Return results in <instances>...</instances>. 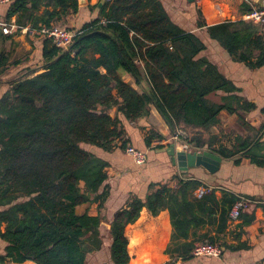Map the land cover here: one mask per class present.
Wrapping results in <instances>:
<instances>
[{"label":"trees","instance_id":"trees-1","mask_svg":"<svg viewBox=\"0 0 264 264\" xmlns=\"http://www.w3.org/2000/svg\"><path fill=\"white\" fill-rule=\"evenodd\" d=\"M95 7L99 17L81 26L66 50L43 40L41 70L25 68L0 91V241L5 244L0 264H86L88 255L102 249L100 211L110 188L105 185L108 164L98 150L110 151L116 141L125 149L122 122L144 119L151 108L171 135L183 131L182 141L192 149L235 164L246 157L264 168L261 146L226 148L213 132L220 112L235 110L211 100L232 89L200 56L205 41L174 24L160 0H105ZM78 9V0H11L3 22L14 17L19 28L49 27ZM197 26L230 54L240 49L237 38L244 41V22L206 26L197 21ZM11 37L0 30V80L22 63L5 49ZM163 140L151 129L145 147ZM158 185L149 184L144 199L130 197L113 215L107 230L112 264L129 263L125 228L142 209L152 216L169 213L173 232L165 254L177 258L167 264L193 258L197 243L224 247L218 237L236 196L225 193L217 200L210 189L196 198L200 183L190 179L174 188ZM93 203L97 216L77 213ZM206 224H217L216 236L188 241L191 230Z\"/></svg>","mask_w":264,"mask_h":264},{"label":"crops","instance_id":"crops-1","mask_svg":"<svg viewBox=\"0 0 264 264\" xmlns=\"http://www.w3.org/2000/svg\"><path fill=\"white\" fill-rule=\"evenodd\" d=\"M78 2L77 12L59 20L57 25L77 32L81 26L99 17L98 8L95 6H98L100 0L90 2L78 0ZM160 2L174 24L184 32L193 33L206 42L207 48L200 56L214 65L230 83L232 91L228 95L218 93L211 97L213 102L221 104L224 101L235 110L233 113L223 110L218 116V124L213 128V132L219 144L226 148L238 149L242 144L250 142L249 145L252 144L253 147L261 146L260 154H264V26L245 20V16L252 9L259 7L257 0H160ZM7 11L8 4L0 5V22L5 21ZM12 21H15L14 17L10 19V22ZM197 21L206 26L225 22H244V41L241 40L243 42L241 43L237 38L235 43H240L238 53L230 54L218 42L210 40L205 27H198ZM41 43L42 40L12 36L6 41L5 49L11 52L13 58L17 52L28 51L32 46V52L28 53L36 58L35 64L42 65L38 60ZM259 47L263 48L261 52ZM240 54H246L250 58H242ZM22 64L10 68L4 74V78H15L25 72L23 69L26 66ZM124 80L131 81L128 77H124ZM6 85L7 83L1 78L0 91ZM110 113L113 117L115 110ZM121 126L123 139L127 142L126 146L131 145L145 151L147 161L144 165H135L125 154L124 149H121V141H116L110 151L98 150V155L108 164L105 185L110 188L109 198L100 211L102 218L100 230L105 245L101 250L88 255L86 264H112L109 258L110 240L107 230L113 215L126 206L130 197L144 199L151 183L174 188L179 180L189 179L199 182L198 188L207 186L213 189L217 200H221L225 193L233 194L237 199L245 201V207L241 210L238 219L227 221L226 229L218 237L220 243L224 245L219 258L192 256L193 258L187 261L178 258L174 264H262L264 262V168L256 167L246 157H241L238 164H235L234 160H224L219 157L221 162L216 173L210 174L201 167L180 172L177 166L172 164L167 153L161 152L171 144H169L171 134L154 108H151L148 117L135 122L123 121ZM151 129L162 135L165 140L155 141L151 147L146 148L144 138ZM174 145L177 149H182L181 144ZM160 146L162 148H158ZM85 212L97 216L99 213L97 204H85L77 208L78 214ZM218 214L217 212V218ZM216 227L217 224L213 226L206 224L191 230L188 241L194 237L200 238L204 234L216 236ZM172 232L167 210L152 216L146 209H142L137 221L125 228L130 258L128 264H167L172 259H176L177 255L172 258L165 254ZM4 247L5 244L0 241V255H3ZM21 264L34 263L27 261Z\"/></svg>","mask_w":264,"mask_h":264},{"label":"built area","instance_id":"built-area-1","mask_svg":"<svg viewBox=\"0 0 264 264\" xmlns=\"http://www.w3.org/2000/svg\"><path fill=\"white\" fill-rule=\"evenodd\" d=\"M11 0H0V5L9 4ZM245 20L254 24L264 26V5L252 9L246 16ZM0 30L5 36L24 37L34 40H50L57 48L66 50L74 36L76 31L65 29L59 25H51L49 27L39 26L37 28L24 27L19 28L14 21L9 23L0 22ZM184 133L181 130H177L175 134L171 135L170 141L173 144H181L182 150L191 151L189 145L185 144L182 139ZM198 151V150H195ZM126 155H128L133 163L137 166L144 165L147 161V154L145 151L134 148L131 145H127L124 149ZM199 152V151H198ZM210 191L207 186H203L195 190L194 196L200 198L206 192ZM245 207V201L243 199H237L228 213V220L234 221L239 218L241 210ZM222 254L221 248L217 245L209 243H197L192 251V255L198 258H219ZM264 264V262L262 263Z\"/></svg>","mask_w":264,"mask_h":264},{"label":"water","instance_id":"water-1","mask_svg":"<svg viewBox=\"0 0 264 264\" xmlns=\"http://www.w3.org/2000/svg\"><path fill=\"white\" fill-rule=\"evenodd\" d=\"M104 2L105 0H100L98 6L101 7ZM257 4L259 7L263 6V0H257ZM111 111H109L110 115ZM161 152L167 153V155L171 158L172 164L177 166V169L180 172L187 171L189 168L201 167L208 173L213 174L216 173L220 167L221 159L207 151H185L182 149H177L172 143L167 149L161 150Z\"/></svg>","mask_w":264,"mask_h":264},{"label":"rangeland","instance_id":"rangeland-1","mask_svg":"<svg viewBox=\"0 0 264 264\" xmlns=\"http://www.w3.org/2000/svg\"><path fill=\"white\" fill-rule=\"evenodd\" d=\"M31 48H32V46H30V50H28V51H23V52H17L16 54H14V57H13V59H15V60H18V58H20V60L22 61V65H24V66H26V68H28V70H33V71H39L40 69H41V67H42V65H38V64H35V60H36V58H34V57H31V54L30 53H28V52H32L31 51ZM10 54H11V52L10 51H8ZM11 57H12V55H11ZM42 64V63H41ZM24 70V69H23ZM24 75L25 74V72H22L21 73V75ZM19 76H20V74H19ZM5 76H2V80H3V82L4 83H7V82H9L10 81V79H6V78H4ZM183 132V131H182ZM184 133V132H183ZM184 137H186V134L184 133ZM172 144V142L169 140V144ZM193 151V150H192ZM200 152V151H199ZM202 152V151H201Z\"/></svg>","mask_w":264,"mask_h":264}]
</instances>
